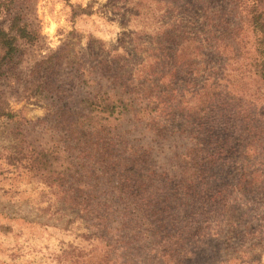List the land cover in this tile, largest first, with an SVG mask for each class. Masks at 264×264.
<instances>
[{"label": "rangeland", "instance_id": "374dc122", "mask_svg": "<svg viewBox=\"0 0 264 264\" xmlns=\"http://www.w3.org/2000/svg\"><path fill=\"white\" fill-rule=\"evenodd\" d=\"M228 8L219 0H0V30L8 33L17 21L28 35L12 33L17 51L8 60L0 44V264H158L171 252L162 231L147 238L149 233L134 222L138 207L130 203L142 205L145 194L122 207V201L105 195L115 190L114 179L106 190L101 181L95 184L93 179L102 177L96 178L94 168L102 163L94 144L100 150L120 134L123 144L114 150L119 154L113 153V165L152 193L159 188L151 181L157 173L178 177L185 172L191 178V156L186 160L183 154L199 130L186 119H201L199 111L208 108L209 127L232 126L239 135L241 122L231 111L238 100L231 85L237 81L236 67L218 55L229 49L221 42L224 25L218 18ZM223 20L238 24L237 16ZM193 38L203 40L205 54L195 76L179 72L181 57L175 54ZM249 40L242 45L245 51ZM206 83L209 98L193 99L190 92ZM244 83L259 93L264 106V84L252 78ZM108 93L135 99L133 112L120 121H97L94 113L80 111L83 100H101ZM156 98L165 99L166 106L148 104ZM224 142L218 144L221 153L231 144ZM203 143L213 154L214 145ZM131 150L140 153L129 157ZM234 153L222 156L215 174L207 170L204 207L195 202L185 208L182 195L184 207L172 209L169 218L150 219L172 223L174 231L187 226L180 238L184 248L172 255L177 264H264V139ZM79 157L88 158L89 187L76 185L71 169L63 170L65 162ZM103 172L108 178V170ZM99 193L109 207L97 206ZM197 209H203L202 217L192 219ZM125 227L138 235L131 245Z\"/></svg>", "mask_w": 264, "mask_h": 264}, {"label": "trees", "instance_id": "16d2710c", "mask_svg": "<svg viewBox=\"0 0 264 264\" xmlns=\"http://www.w3.org/2000/svg\"><path fill=\"white\" fill-rule=\"evenodd\" d=\"M219 1L226 7H229L228 13H222L218 17L219 22L224 25L222 31L224 40L222 39L221 42H223V44L227 43L226 45H228L229 49L228 51L221 50L218 55H220V59L226 58L227 60L225 61L227 63L229 60L236 67L234 68V77H237V81H233L231 85L234 89H236L235 93L238 94L236 95L238 97V100H236L237 102L235 104V108L233 107L231 111L232 118L241 122L242 127H240L238 130L239 135L236 136L237 130L232 126H226L223 129L220 126H216L215 128H211V126L209 127L207 122H205L208 119V113L210 112L209 111L207 113L208 108L204 111H199V113L202 114L201 119L195 118L193 121L186 119L187 122H192L191 125L189 124L190 127L199 130V132L196 131L194 133L195 137L191 138L190 142H192L193 144L190 145V148H185V154H183V159L186 160L191 156V161L188 166L189 168L187 169L191 171V178L185 172L180 173L178 177L173 175L170 176L165 172L157 173V175H155L154 179L151 181L156 180L159 188L154 189V192L152 193H148L147 191L141 189L144 186V183H142L141 187L131 179L124 178V175H122L121 171L118 170L117 166L119 165H113V153L116 155L119 154V151L115 152L114 150L117 146L121 147V145L123 144L120 134L114 135L115 137L107 139L103 143L104 148L100 150H97L99 146L98 143L94 144L95 150L93 151L95 155L99 157V161L102 163L101 168L99 167L98 162L96 164L97 168H94V175L97 173L96 178L98 176L102 177L99 180L93 179L95 181V184H98V181H101V183H103V190H106L109 188L111 180L114 179L115 190H112L110 193L107 192L105 193V195H111V198H116L118 201H122L124 203L122 207L125 206V203L134 201L133 198L136 197V195H138L140 192L143 193V195H146L145 197L142 196V205H134L130 203V206L138 207L134 210L137 218V220H134V222L136 224L140 223V227H142L143 229L142 233H149L147 238L153 239L157 236V234H159V232L162 231V234H164V241L168 242L167 244L171 245V252L169 254L164 253L163 257L158 260L160 261L158 262V264H164L165 258L171 259V263L168 264H177L172 255H174L173 253L177 249L183 247L181 245V243L183 242L180 240V238L188 233V228L187 226H181V230L178 229L174 231L172 223L165 221H152L150 219L157 218L158 214L165 215L166 218H169V213L175 212L173 210H176V208L178 207H184L185 205V208L187 209H190V207H194V205L192 206L190 203L195 204V202H197L198 204H200V207H204L202 183L204 181V176L206 175L207 170H213V174H215V170L218 171L221 169L220 162L222 156H234L235 149L236 151L239 148H243L245 150L246 148H248V146H250V144L259 145L260 139H264L262 138L264 137V106L259 103V93L253 90V88L250 87L248 83H244L246 79L252 78L257 82L264 84V0ZM203 11V8H201L202 14ZM205 13L206 10L204 11V15ZM230 15H232V19H235L237 16V26L233 25L232 27L224 22L223 18ZM17 27V21H15L10 26L8 33L0 30V44L5 48V56L3 60L11 59L17 51L14 45L16 37L12 36V33L15 32V36L17 37H28L25 30L18 29ZM247 39H250L249 51H245L244 46H242L244 43H246L245 40ZM188 42L189 44L186 47H181V45H179V48L175 50V54L177 55L179 53L181 57L179 72L195 76L199 73V70L203 68L204 64L205 54L202 53L203 40H196L193 38ZM223 44L222 46H224ZM231 44H233L234 47H237V49H233V47L229 46ZM66 65H68V63ZM72 65V63H69L70 67H72ZM243 68L245 70H243ZM206 88L207 83L199 85L196 90L190 92V95L193 96V99H200L202 97L208 99L209 97L205 95ZM180 94L182 96L178 95L177 97L182 99L185 93L184 91H182V93ZM134 100L135 99H132L130 97L129 99H124L122 95L117 96L113 93H108L104 94L103 97H101V100H97V97L92 98V100H83L86 106L81 107L80 111L83 112L84 110H86L88 114L94 113V117L97 121H106L109 118H111L112 121H120L123 115L133 112L132 106H135ZM171 100L173 101V99ZM228 100L235 101L234 99ZM148 104L155 107L159 105L166 106L165 99L160 101L159 98L153 99L152 103L148 102ZM203 104L204 102L202 103V106ZM181 105L182 103H178L177 107L181 108ZM215 106L218 107L219 103H216ZM146 108L147 109H144L145 112L149 110V106H146ZM192 111L198 114V109L196 107L192 109ZM212 112L217 113V115L219 116L221 115L220 111ZM87 116L88 115H81L79 116V119H86ZM232 118L229 117L228 121L231 122ZM228 124L230 123L228 122ZM257 129L262 130L261 132H259V135L249 137V131H255ZM244 134H247V136H244ZM222 137H225V139L223 140ZM205 139H207L208 142L210 141V145H214L213 154L209 155L205 152V144L203 143L205 142ZM228 139L231 144L225 147L226 149H224V152L221 153L220 150L222 148H219L220 145L218 144L219 142H224ZM196 141L198 144H195ZM138 153L140 152L131 150L128 156L130 157L132 154ZM87 159V157H79L77 158L76 163H68L67 161L63 166V170H66V168L71 169L72 173L74 174L71 179H73L75 184L78 186L89 187V181L87 179L92 175V173L91 169H87L85 166L84 161H86ZM95 163H93V165H95ZM104 170H108V178L106 179V173L103 172ZM66 176L67 175L65 174V177H62V179L66 180L68 178ZM178 190L183 191V193L175 194ZM103 194L104 193L98 194L100 195V197L98 196L99 201L97 203V206L109 207V199H107ZM182 195L186 196V204L184 206L183 204H181ZM86 197H90V195H87ZM174 201L175 203H173ZM171 205H173V207H169ZM202 211L203 209H197V212L193 213V215L191 216L192 219L202 217ZM135 215H131V213L128 214V216L132 219ZM186 217L187 216L183 213L182 219H185ZM165 225L166 229L164 228ZM127 228L128 227H125L124 230H127L133 238V240L127 244L131 245L134 239L138 237V235L131 229ZM140 241L141 239L139 238L137 242ZM181 259H185V255H182ZM155 261L157 260H155L154 258V262Z\"/></svg>", "mask_w": 264, "mask_h": 264}]
</instances>
